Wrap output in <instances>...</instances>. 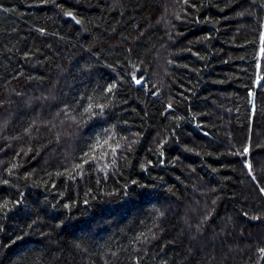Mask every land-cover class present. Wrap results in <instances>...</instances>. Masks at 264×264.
<instances>
[{
    "label": "trees",
    "instance_id": "trees-1",
    "mask_svg": "<svg viewBox=\"0 0 264 264\" xmlns=\"http://www.w3.org/2000/svg\"><path fill=\"white\" fill-rule=\"evenodd\" d=\"M262 5L0 0V264H264Z\"/></svg>",
    "mask_w": 264,
    "mask_h": 264
},
{
    "label": "snow or ice",
    "instance_id": "snow-or-ice-1",
    "mask_svg": "<svg viewBox=\"0 0 264 264\" xmlns=\"http://www.w3.org/2000/svg\"><path fill=\"white\" fill-rule=\"evenodd\" d=\"M53 2H55V0H53ZM184 2L187 3L188 0H184ZM262 7H264V5H262ZM65 15H66L67 17H69L70 19L74 20L77 24H80V23H81V21H80L79 19H77V18L73 15L72 12H70V11H69V12H65ZM39 31H41V33L43 34V30H42V29L39 30ZM261 52L264 53V48L261 49ZM131 80H132V82H133L134 84H136V85H141V84H142V81H141V80H140L135 74H133V75L131 76ZM116 87H117V85L112 84V85H110V86H108V87L106 88V92L109 93V94H111V93H113L114 89H116ZM105 107H106V106H105V104H103V103H99V104H96V105H93L92 103H89L88 107L85 109L84 114H86V115H88L89 117H91V115H92L94 109H99L100 112L102 113V112L104 111ZM168 108L171 110L172 106H171V105H168ZM205 134L207 135V133H205ZM109 139H111V138H109ZM132 143L134 144L135 141H132ZM105 146H107V150H106V151H101V152H100V158H106L109 154L115 156L116 153L118 152V150L121 149V145H120L119 142H116L114 145H111V144H109V140H108V139H105V140L103 141L102 144H101L99 141H97V144L93 146V151H96V150H98V149H103ZM159 148H163V143H161V144L159 145ZM248 154H249V146H246V147H244V149H243V155H248ZM85 155H86V157H87V156H91V159H92V160H96V159H97V156L92 155V153H87V154H85ZM160 155L163 156V152H160ZM88 163H89V160H88L87 158H82V163H81V164H78V165L76 166V168H77V169H83L84 165H85V164H88ZM149 163H151V162H149ZM245 167L249 170V171H248V174H249L250 176H252V179H253V180H255L256 178H255V176H254L253 173H252V166H251V163H250V162H245ZM141 168H142L144 171H147V169L144 168V165H141ZM57 175H60V173H57ZM3 183H4L5 185H7L9 182H8L7 180H4ZM98 183H99V182H98ZM131 183H132V184H138V181L133 180V181H131ZM53 187H55V185H53ZM140 187H144V188H146L147 186H146V185H140ZM260 194H261V195H264V188H260ZM22 195H23V194L21 193V196H22ZM21 202H22V201H20V200H17V201H15V202H13V201H9V200H5V201H3V202H0V211H2V210H10V209H9V205H10V204L15 203L16 205H19ZM85 203H87V201H85ZM213 203H215V201H213ZM63 207H64L65 209H68V210L71 209V205H69V204H64ZM244 215L247 216L248 214H247V213H244ZM249 219H253V220L259 221V220L261 219V217H260L259 215H257V216L249 217ZM33 223H35V221H34ZM28 227L31 228L32 225L30 224V225H28ZM0 231H2V229H0ZM21 239H23L22 236H17V237L12 241V243L14 244V243H16L17 240H21ZM10 246H11V245H6V247H10ZM259 252H260L262 255H264V247H261V248L259 249Z\"/></svg>",
    "mask_w": 264,
    "mask_h": 264
}]
</instances>
